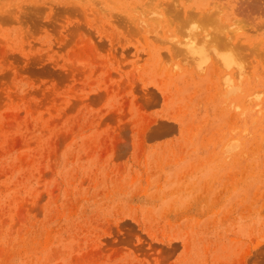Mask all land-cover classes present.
I'll use <instances>...</instances> for the list:
<instances>
[{"label":"rangeland","instance_id":"1","mask_svg":"<svg viewBox=\"0 0 264 264\" xmlns=\"http://www.w3.org/2000/svg\"><path fill=\"white\" fill-rule=\"evenodd\" d=\"M0 264H264V0H0Z\"/></svg>","mask_w":264,"mask_h":264},{"label":"bare ground","instance_id":"2","mask_svg":"<svg viewBox=\"0 0 264 264\" xmlns=\"http://www.w3.org/2000/svg\"><path fill=\"white\" fill-rule=\"evenodd\" d=\"M175 1H176V0H175ZM187 2H188V1H187ZM187 2H186V3H187ZM193 2H194V0H193ZM260 2H261V1H260ZM260 2H259V3H260ZM262 2H263V0H262ZM165 4H166V3H165ZM177 4H178V3H177ZM196 4H197V3H196ZM181 5H182V4H181ZM175 6H176V7H177V6L179 7V4H178V5H175L174 2H173V5H172V3H171V10H170V9H169V10H170V11L174 10V11L176 12V14H175V12H173L174 15H175L174 17H177V18H178V14H179V15H182L181 13H183V11L180 13L179 11H181V10H180L181 7H180L179 10H178V9L176 10V9H174ZM191 6H192V5H191ZM166 7H167V6H166ZM172 7H173V8H172ZM193 7H194V5H193ZM193 7H191V8H193ZM205 7H206V6H205ZM191 8H190V9H191ZM195 8H196V7H195ZM163 9H164V8H163ZM167 9H168V8H167ZM190 9H189V11H190ZM200 9H201V8H200ZM185 10H186V9H185ZM185 10H184V11H185ZM192 10H193V9H192ZM198 10H199V9H198ZM205 10H206V9H205ZM205 10H204V11H205ZM208 10H209V9H208ZM194 11H195V9H194ZM209 11H210V10H209ZM177 12H178V13H177ZM197 12H201V11H197ZM206 12H207V11H206ZM206 12H205V13H206ZM212 12H213V14H214V11H212ZM215 12H218V11H215ZM220 12H221V11H220ZM171 13H172V12H171ZM173 13H172V14H173ZM210 13H211V12H210ZM186 14H189V13H186ZM194 14H195V12H194ZM202 14H203V12H202ZM202 14H201V15H202ZM213 14H212V15H213ZM209 15H210V14H209ZM209 15H208V16H209ZM212 15H211V17H212ZM219 15H220V14H219ZM183 16H184V15H183ZM183 16H182V17H183ZM195 16H196V14H195ZM197 16H198V15H197ZM197 16H196V17H197ZM214 16H215V14H214ZM172 17H173V16H172ZM185 17H187V16H185ZM196 17H195V18H196ZM202 17L204 18V15H203ZM179 18H180V17H179ZM198 18H199V17H197V19H198ZM207 18H208V17H207ZM207 18H206V15H205V19H206V20H207ZM173 19H174V18H173ZM188 19H189V18H188ZM188 19H185V21L183 22L184 25H185V24L187 25V24L189 23ZM192 19H193V18H192ZM199 19H200V18H199ZM201 19H202V18H201ZM208 19H209V18H208ZM211 19H214V18H211ZM216 19H217V16H216V18L213 20L214 22H213L212 20H210V21H211V25H212V22H213V24H214L216 21L218 22L219 18H218V20H216ZM189 20H191V19H189ZM215 20H216V21H215ZM177 21H178V20H177ZM180 21H181V19H180ZM195 21H196V20H195ZM200 21H201V20H200ZM203 21H204V20H202V22H203ZM225 21H226V20H225ZM143 22H144V21H143ZM145 22H146V20H145ZM185 22H186V23H185ZM187 22H188V23H187ZM191 22H192V21H191ZM191 22H190V24H191ZM204 22H205V21H204ZM206 22H207V23H205V24L208 25V20H207ZM217 22H216V23H217ZM181 23H182V21H181ZM209 23H210V22H209ZM216 23H215V24H216ZM219 23H220V20H219ZM179 24H180V22H179ZM224 24H225V22H224ZM184 25H183V27L186 26V25H185V26H184ZM216 25H217V24H216ZM232 25H234V23H233ZM181 26H182V25H181ZM212 26H213V25H212ZM214 26H215V25H214ZM218 26H220V25H217V27H218ZM221 26H222V25H221ZM234 26H235V25H234ZM236 26H237V25H236ZM222 27H223V29H224V25H223ZM227 27H228V26H227ZM231 27H232V26H231ZM193 28H194V27H193ZM193 28H192V30H194ZM204 28H205V27H204ZM232 28H233V27H232ZM238 28H239V27H238ZM205 29H206V28H205ZM215 29H216V28H215ZM215 29H214V30H215ZM225 29H226V28H225ZM228 29H230V28H228ZM228 29H227V30H228ZM234 29H235V28H234ZM207 30H208V28H207ZM207 30H206V31H207ZM220 31H222V29H220ZM239 31H240V30H239ZM190 32H191V30H190ZM201 32H203V31L201 30ZM209 32H210V31H209ZM227 32H229V30H228ZM210 33L213 34L212 31H211ZM214 33H215V32H214ZM194 34L197 35V32H196V33H193V34H192V37H193ZM203 34H204V33H203ZM230 34H231V33H230ZM230 34H228V36H229ZM190 35H191V34H190ZM196 35H194V36L197 37ZM199 35H200V34H199ZM206 35H207V33H206ZM213 35H214V34H213ZM223 35H224V34H223ZM223 35H222V36H223ZM201 36H202V35H201ZM207 36H208V35H207ZM207 36H206V37H207ZM216 36H217V34L215 33V36H213L212 38H214V37H216ZM224 36H225V35H224ZM228 36H227V37H228ZM238 37H239V36H238ZM193 38H194V37H193ZM203 38H204V37H203ZM203 38H202V39H203ZM207 38H210V36L207 37ZM207 38H206V39H207ZM195 39H197V38H195ZM202 39H201V40H202ZM240 39H241V38H240ZM215 40H216V38H215ZM217 40L219 41V33H218V36H217ZM225 40H226V38H225ZM227 40H228V39H227ZM181 41H182V40H180L179 42H181ZM185 41H186V40H185ZM185 41L182 42L183 45L181 46V48H182V47L185 45V47H186V49H187V50H186V49H183V48H182L184 54L186 55L187 53H189V56H190V54H191L193 57H194L195 55H196V56H197V55L200 56V57L197 56L198 59H199V64H200V67H203V68H204V66L208 64V63H207V62H208V59H207V57H206V54H205V56H204V51H205V50H204V49H203V50L200 49V48H202V47H199V46H198L199 49L196 47L197 45H196L195 43H196L197 41L194 42V40H192V39H188V41H187L186 43H185ZM199 41H200V40H199ZM222 41H224V40H222ZM202 42H204V41L202 40ZM202 42H201V43H202ZM205 42L208 44L207 41H205ZM234 42H235V41H234ZM184 43H185V44H184ZM209 43H210V42H209ZM211 43H214V41L211 42ZM215 43H217V42L215 41ZM219 43H220V44L217 43V44H218L217 46H215L214 44H212V47L215 48V47L220 46V48H221V47H222V45H221V40L219 41ZM224 43H225V42H223V45H225ZM229 43H230V42H229ZM237 43H238V42H237ZM198 44H199V43H198ZM207 44H206V45H207ZM227 44H228V43H227ZM176 45H177V44H176ZM206 45H205V46H206ZM208 45H209V44H208ZM213 45H214V46H213ZM173 46H174V45H173ZM237 46H239V45L237 44ZM175 47H177V46H175ZM185 47H184V48H185ZM228 47H230V46H228ZM178 48H180V47H178ZM218 48H219V47H218ZM218 48H216V49H218ZM225 48H227V47H225ZM205 49H206V47H205ZM208 49H209V48H208ZM221 49H222V48H221ZM236 49H237V48H236ZM174 50H175V49H174ZM185 50H186V51H185ZM206 50H207V49H206ZM209 50H211V48H210ZM213 50H214V49H213ZM224 50H225V49H224ZM234 50H235V49H234ZM216 51H219V50H216ZM183 52H182V53H183ZM185 52H187V53H185ZM209 52H210V51H209ZM209 52L206 51V53H209ZM212 52H213V51H212ZM215 53H216V52H215V50H214V54H215ZM221 53H222V52H221ZM209 54H210V53H209ZM233 54H234V53H233ZM179 55H180V53H179ZM227 55H228V54H227ZM227 55H221V59L223 60V64H224V66L227 67V68H230L231 65H233V63H232V59L229 58ZM186 56H187V55H186ZM186 56H185V57H186ZM189 56H187V58L190 60ZM214 56H215V55H214ZM214 56L212 55L213 58H214ZM193 57H192V58H193ZM216 57H218V56H216ZM187 58H186V59H187ZM195 59H196V58H195ZM219 59H220V58H219ZM221 59H220V60H221ZM233 59H234V58H233ZM236 59H238V58H236ZM196 60H197V59H196ZM215 60H216V59H215ZM234 60H235V59H234ZM193 61H194V60H193ZM193 61L191 60V64L193 63L194 65H197L196 67H198V64H195ZM218 61H219V60H218ZM235 61H237V60H235ZM233 62H234V61H233ZM220 63H221V61H220ZM193 64H192V65H193ZM203 64H204V65H203ZM213 64H215V63H213ZM217 64H219V62H218ZM192 65H191V66H192ZM219 65H220V64H219ZM221 65H222V63H221ZM212 66H213V65H212ZM222 67H223V66H222ZM237 67H238V66H237ZM198 68H199V67H198ZM215 69H217V67H216ZM225 69H226V68H225ZM190 70H191V69H190ZM196 70H197V68H196ZM199 70H200V69H199ZM199 70H198V72H199ZM204 70H205V69H204ZM235 70H236V68H235ZM240 70H241V68H239V71L237 70V72H239L240 74H242ZM216 71H217V70H216ZM218 71H219V70H218ZM220 71H221V70H220ZM223 71H224V70H223ZM200 72L202 73V69L200 70ZM200 72H199V73H200ZM203 72H204V71H203ZM212 72H213V71H212ZM233 72H234V71H233ZM201 73H200V74H201ZM227 74H228V73H227ZM230 74H231V73H230ZM237 74H238V73H237ZM194 75H195V74H194ZM201 75H202V74H201ZM228 75H229V74H228ZM226 76H227V75H226ZM230 76H231V75H230ZM239 76H241V75H239ZM188 78H189V77H188ZM194 78H195V77H194ZM226 78H227V80H229V82H230V79H231V78H230V79H228V77H226ZM232 78H233V77H232ZM189 79H190V78H189ZM258 114H259V113H258ZM252 115H253V114H252ZM254 118H255V117H254ZM178 178H179V177H178Z\"/></svg>","mask_w":264,"mask_h":264}]
</instances>
